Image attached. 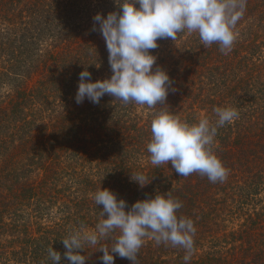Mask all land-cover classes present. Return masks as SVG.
Returning a JSON list of instances; mask_svg holds the SVG:
<instances>
[{
    "label": "trees",
    "instance_id": "16d2710c",
    "mask_svg": "<svg viewBox=\"0 0 264 264\" xmlns=\"http://www.w3.org/2000/svg\"><path fill=\"white\" fill-rule=\"evenodd\" d=\"M116 7L114 0H0V264H52L51 247L67 264L62 239L95 229L102 206L93 196L101 187L129 208L155 194L179 199L178 216L196 227L189 264H264V0H246L228 54L202 46L195 33L158 41L153 68L165 69L175 88L166 104L109 95L77 104L86 65L93 80L112 74L92 27L97 12ZM217 107L239 112L213 145L229 170L224 182L150 163L151 123L160 112L215 123ZM131 173L150 182L141 188ZM83 254L86 264H103L101 251ZM185 254L146 238L136 264H185ZM115 264L131 261L116 256Z\"/></svg>",
    "mask_w": 264,
    "mask_h": 264
},
{
    "label": "clouds",
    "instance_id": "9594fccd",
    "mask_svg": "<svg viewBox=\"0 0 264 264\" xmlns=\"http://www.w3.org/2000/svg\"><path fill=\"white\" fill-rule=\"evenodd\" d=\"M114 4L116 10L106 16L100 12L94 15L92 27L105 41L112 74L93 80L86 65L79 73L77 104L85 99L99 104L105 95L149 108L166 104L169 91L175 88L165 69L153 68L157 57L151 50L159 47L158 41L175 42L178 34L195 33L202 46L217 44L221 53L228 54L239 36L237 24L246 9V0H114ZM214 112L215 123L208 118L188 123L169 112H160L151 123L152 136L147 144L150 163H171L178 176L198 173L210 182H224L229 170L213 151V145L218 128L233 123L239 112L232 107H217ZM130 179L141 188L150 182L139 173H131ZM93 199L102 206V219L94 230L74 231L62 239L67 264H86L83 252L88 247L103 253V264H115L116 256L136 264L146 238L156 245L184 249L183 259L189 264L196 227L192 219L178 216L182 208L179 199L167 193L155 194L138 199L129 208L125 199H118L115 192L102 187ZM113 236L110 247L101 243ZM48 257L52 264L62 262L61 253L53 247L48 249Z\"/></svg>",
    "mask_w": 264,
    "mask_h": 264
}]
</instances>
